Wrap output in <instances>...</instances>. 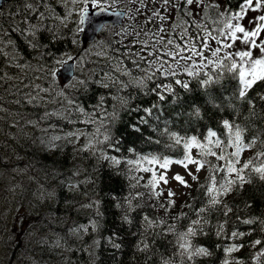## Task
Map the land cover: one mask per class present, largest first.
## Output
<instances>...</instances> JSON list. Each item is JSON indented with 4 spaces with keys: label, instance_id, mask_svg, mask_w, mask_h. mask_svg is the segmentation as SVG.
<instances>
[{
    "label": "snow or ice",
    "instance_id": "6c2138e0",
    "mask_svg": "<svg viewBox=\"0 0 264 264\" xmlns=\"http://www.w3.org/2000/svg\"><path fill=\"white\" fill-rule=\"evenodd\" d=\"M65 37L75 47L54 49ZM0 53L37 73L17 90L27 105L57 104L27 123H69L42 143L88 153L84 171L50 169L52 185L90 187L49 212L60 231L39 243L88 240L91 264L102 248L111 264L125 251V264H264V192L241 199L264 184V0H16L0 8ZM56 65L70 78L58 82Z\"/></svg>",
    "mask_w": 264,
    "mask_h": 264
},
{
    "label": "trees",
    "instance_id": "16d2710c",
    "mask_svg": "<svg viewBox=\"0 0 264 264\" xmlns=\"http://www.w3.org/2000/svg\"><path fill=\"white\" fill-rule=\"evenodd\" d=\"M15 2L9 0L2 8L7 10L9 4ZM65 46H72L68 37L54 44L53 48L62 51ZM3 63L4 57L0 61V72ZM9 87L0 77V104L10 99L13 110L21 119L17 120L9 113L0 111V244L3 252L0 264H91L92 257L85 250L88 240H84L79 247H74L75 242L70 241L68 248H54L39 243V237L48 232L50 227L60 231L59 227L51 224L49 212L58 214V208H64L65 201L82 200L84 192L90 187L85 184L79 190H70L52 185L49 180L52 175L50 169L56 167L57 171L64 172L65 177L69 174L67 170L74 166L84 171L90 167L88 153L76 154L75 144L69 142L71 138L64 137L55 141L57 147L54 150L48 149L42 140L51 135H60L62 130H69V123L60 117L49 116L39 122L43 124L41 127L26 124V117H30L32 112L36 113L37 108L27 105L18 93L12 94ZM16 100H20V103H15ZM10 120L15 123H9ZM75 127L81 126L77 124ZM118 184L119 180L115 186ZM40 185H45L46 190L54 189L55 197H41V191L45 189H41ZM262 192L264 184L256 181L245 185L241 199L252 196L259 202ZM64 210L77 222L83 219V212L77 215L75 209ZM129 255L125 251L121 264H125ZM99 257L100 264H111L110 251L102 248Z\"/></svg>",
    "mask_w": 264,
    "mask_h": 264
},
{
    "label": "rangeland",
    "instance_id": "374dc122",
    "mask_svg": "<svg viewBox=\"0 0 264 264\" xmlns=\"http://www.w3.org/2000/svg\"><path fill=\"white\" fill-rule=\"evenodd\" d=\"M53 3L55 4V0H53ZM119 5H114V7H117ZM75 46H71L70 49L74 48ZM2 58H3V55L2 53H0V61H2ZM60 65H56V68L58 69ZM50 71V69H49ZM76 72L79 71L78 68H76L75 70ZM28 72H31V76H27L26 73ZM7 73V75H5ZM37 73L35 72L34 69H31V68H25L24 70H21L17 67H15L14 65H11V64H6V63H3V69L1 70L0 72V77L5 80L8 85L10 86L9 89H10V92L13 94L15 93H18L17 90H19L20 93H24V92H28L29 89H30V85L32 83H41V81L39 79H34L36 77ZM42 75V74H41ZM20 76H26V78L21 81L18 77ZM58 79V82H61L59 77H57ZM26 84L28 85L29 87H25V88H22L21 87V84ZM15 90V92H14ZM41 95H47V93H41ZM54 93L52 94V96L54 97ZM22 99V98H21ZM23 100V99H22ZM60 104H63V101H59ZM4 106V109L3 110H0L2 113H9L10 116H12L13 118L17 119V120H20L21 119V116L17 115V112L16 110L14 111L13 107H12V103L10 101V99H8V102L7 103H4L3 104ZM33 107V106H32ZM37 109H36V113L35 112H32L30 114V117H26V124H27V121L30 120V119H35V116L38 115L45 111L46 108H52V109H56L57 108V104L52 100H48V101H44V100H41V103L39 106H35ZM43 122V121H41ZM22 125V123H21ZM41 126L43 125L42 123L40 124ZM40 126V127H41ZM81 142H83V137H81ZM76 149H75V152L76 154H79L80 151L78 150L77 146L75 145ZM2 247H1V244H0V256L2 254Z\"/></svg>",
    "mask_w": 264,
    "mask_h": 264
},
{
    "label": "water",
    "instance_id": "95a60500",
    "mask_svg": "<svg viewBox=\"0 0 264 264\" xmlns=\"http://www.w3.org/2000/svg\"><path fill=\"white\" fill-rule=\"evenodd\" d=\"M7 1L8 0H0V8ZM93 15H95V13H93ZM115 19H117V18L114 17L112 15V13H102L98 17V22H108L109 24H111L112 21L115 20ZM93 32H94V27H86V29L85 30H82V32L80 33V39H81V41L85 42V44H87L88 42H90L91 39H92V37H93ZM57 71H58L59 76H60V78H61L62 81H63L62 78H64V77H69L70 78V74L64 72L62 66Z\"/></svg>",
    "mask_w": 264,
    "mask_h": 264
}]
</instances>
